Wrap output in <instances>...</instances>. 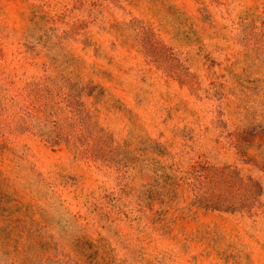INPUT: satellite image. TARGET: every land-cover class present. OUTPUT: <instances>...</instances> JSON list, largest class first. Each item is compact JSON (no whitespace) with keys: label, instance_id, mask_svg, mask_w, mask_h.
<instances>
[{"label":"rangeland","instance_id":"rangeland-1","mask_svg":"<svg viewBox=\"0 0 264 264\" xmlns=\"http://www.w3.org/2000/svg\"><path fill=\"white\" fill-rule=\"evenodd\" d=\"M0 264H264V0H0Z\"/></svg>","mask_w":264,"mask_h":264}]
</instances>
